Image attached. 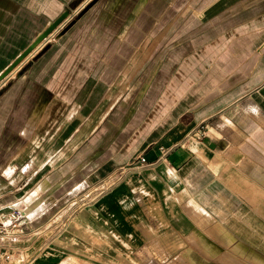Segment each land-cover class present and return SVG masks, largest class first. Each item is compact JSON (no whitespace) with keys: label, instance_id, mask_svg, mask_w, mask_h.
<instances>
[{"label":"crops","instance_id":"crops-1","mask_svg":"<svg viewBox=\"0 0 264 264\" xmlns=\"http://www.w3.org/2000/svg\"><path fill=\"white\" fill-rule=\"evenodd\" d=\"M91 1L0 0V73L68 11L0 80V207L24 228L0 238L13 264H139L155 236L206 264H264V0H96L79 16ZM157 22L179 35L150 34ZM142 74L131 101L122 77ZM97 108L114 130L84 134Z\"/></svg>","mask_w":264,"mask_h":264},{"label":"rangeland","instance_id":"rangeland-1","mask_svg":"<svg viewBox=\"0 0 264 264\" xmlns=\"http://www.w3.org/2000/svg\"><path fill=\"white\" fill-rule=\"evenodd\" d=\"M173 13L174 12H172V11L170 12V10L166 11L164 13L155 12L153 15V19L154 20L159 19L160 21H163V20L166 21V20H168L169 17H172ZM198 15H199V12H192L189 14L188 18L192 17L190 20L192 22H194L195 21L194 19H196V16L199 17ZM172 20H174L172 22V24H175L177 21V19H172ZM187 21L190 23L189 20H187ZM197 21L200 22L201 20H198V18H197ZM202 21H204L206 23H202V26L204 27L202 30L203 32L201 33L202 35L200 34L198 37L211 38L212 36H214L216 34V32L211 30L210 25H209V23H207V21H205V20H202ZM158 24H159V22L156 23L155 28L150 30V34L153 33L155 35L158 34L162 37H167V38H165V39H167V41H169L171 38L173 39L174 37H177L179 35L178 29L174 30L172 28L169 30H162V29L158 28V26H157ZM194 24H192V25H194ZM189 25L192 26L191 24H187V28L190 27ZM146 31L147 30H145V29L141 30L139 33V37L148 36L149 34H144V33H146ZM146 47L147 46H143V45L139 46L140 54L143 52L144 49H146ZM165 48H169V46L166 44L158 45L155 52L157 54H159V53L163 52L165 50ZM193 49H194V45H193ZM208 51H209V49H208ZM225 51H226V47L223 50V52H225ZM156 57H157V55H156ZM156 59H155V62L157 64L158 62ZM139 63H140V65L142 64V66L139 67V70H140V68L144 67V63H146V61L143 62L140 60ZM175 63L176 64L178 63L179 65H181L183 62L180 60V61L175 62ZM129 64H131V63H128V65ZM178 64L176 66H174L173 68H171L170 73L172 72V74H173L179 70L177 68ZM145 78L146 77L143 76V74L140 76H136V77H131V76L122 77L124 90H126L127 93L129 92L128 95L133 94L130 97L128 96L131 99V101L136 100V98H137L136 93L140 92L141 86H144V83H142V82L145 80ZM171 78L170 79L166 78L165 80L169 83V81L173 79V78L172 79ZM130 92H132V93H130ZM109 94L110 93H108L106 96V99H105L106 102L109 101V96H110ZM92 99H93V97H92ZM108 104H109V102H107V105ZM123 109H124L125 113H124L122 120H125V122H126V120L129 118V117H127V116H129L127 113V112H129V108H126L124 105ZM105 110L106 109L99 110V108H97L94 111L91 121L86 125V128L84 129V134H87L89 131H91L92 133L94 132V134H96V133L98 134V132H100V131L102 133V132H106L108 130H112V128L114 130V124L115 123L114 124L112 123V126H111V124L109 122L111 117L109 115L106 116L105 122L103 121L101 123L102 129L98 128L100 118H102V116L104 115ZM105 124H106L107 129H104ZM103 130H105V131H103ZM204 130H207V128L205 126L201 129V132L203 133ZM94 134H92V137L94 136ZM109 138H110V136L106 137V141L104 142L105 144L102 143L103 146L104 145L109 146V144L112 143V142H110ZM94 143H95V145H94ZM92 146H93V148L98 149L99 142L97 140L96 141L92 140ZM105 187L106 186L97 188L96 192L98 193L99 191L103 190ZM78 204H80V202H78ZM148 244L153 247V252L139 254L140 255L139 256V264H206L205 261L200 259L198 256H196V254L189 247L184 248L183 245L176 242V240L170 236H155L153 239L149 238ZM66 263L67 264H77L74 260H71V259L67 260Z\"/></svg>","mask_w":264,"mask_h":264},{"label":"built area","instance_id":"built-area-1","mask_svg":"<svg viewBox=\"0 0 264 264\" xmlns=\"http://www.w3.org/2000/svg\"><path fill=\"white\" fill-rule=\"evenodd\" d=\"M139 164H150L143 155H137ZM22 213L18 209L4 211L0 207V238L15 239L24 233V228L20 223ZM9 245L0 242V264H13L14 252Z\"/></svg>","mask_w":264,"mask_h":264},{"label":"water","instance_id":"water-1","mask_svg":"<svg viewBox=\"0 0 264 264\" xmlns=\"http://www.w3.org/2000/svg\"><path fill=\"white\" fill-rule=\"evenodd\" d=\"M96 0H92L79 14V16ZM68 15V11L65 10L55 20L51 21L48 26L38 34L35 39L20 53L18 56L0 73V80L3 79L11 70H13L21 61H23L31 51L47 36L49 35ZM74 23V20L69 22L62 30L64 32Z\"/></svg>","mask_w":264,"mask_h":264}]
</instances>
